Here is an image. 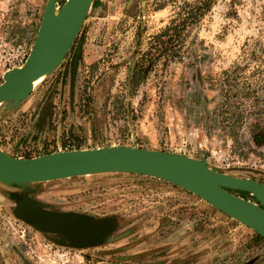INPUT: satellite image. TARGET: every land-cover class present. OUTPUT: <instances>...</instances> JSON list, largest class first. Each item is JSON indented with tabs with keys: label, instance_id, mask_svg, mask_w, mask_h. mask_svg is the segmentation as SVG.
<instances>
[{
	"label": "rangeland",
	"instance_id": "374dc122",
	"mask_svg": "<svg viewBox=\"0 0 264 264\" xmlns=\"http://www.w3.org/2000/svg\"><path fill=\"white\" fill-rule=\"evenodd\" d=\"M45 1L0 0V49L32 44ZM194 1L93 0L60 64L18 106L0 105V149L31 157L129 145L264 182V0H213L174 56L155 55L133 83L151 36ZM31 185L58 210L114 215L121 227L98 246L58 245L13 215L8 192L23 186L0 182V264H264V238L169 181L103 172Z\"/></svg>",
	"mask_w": 264,
	"mask_h": 264
},
{
	"label": "water",
	"instance_id": "95a60500",
	"mask_svg": "<svg viewBox=\"0 0 264 264\" xmlns=\"http://www.w3.org/2000/svg\"><path fill=\"white\" fill-rule=\"evenodd\" d=\"M93 0H46L28 55L19 67L7 69L0 82V105L12 109L28 97L34 82L49 75L63 60ZM103 172L157 177L201 197L264 238V182L234 176L210 167L206 159L129 145L56 150L31 157L0 149V182L23 186L9 191L13 215L54 243L87 248L107 243L119 223L114 215L95 216L58 210L33 196L32 183ZM231 190L250 193L254 200ZM125 231L115 238H119Z\"/></svg>",
	"mask_w": 264,
	"mask_h": 264
},
{
	"label": "trees",
	"instance_id": "16d2710c",
	"mask_svg": "<svg viewBox=\"0 0 264 264\" xmlns=\"http://www.w3.org/2000/svg\"><path fill=\"white\" fill-rule=\"evenodd\" d=\"M213 0H196L192 2H184V4L178 7L173 18L170 19L169 23L162 28L159 32L155 33L150 38V49L145 52L142 57L143 60L135 63L134 71L132 74V79L134 85H136L141 76L140 69L146 68L152 63L153 57H160L161 55H166L167 58L174 56L170 53L174 49V44L176 41H182L184 32L190 24L197 21L203 11L209 8ZM63 3V2H62ZM144 61H147L145 63ZM264 156V155H263ZM233 192H238L240 196L245 197L250 194L246 191L241 190H231ZM241 193V194H240ZM238 195V194H237ZM254 199V197L252 196ZM261 238V235L257 234Z\"/></svg>",
	"mask_w": 264,
	"mask_h": 264
},
{
	"label": "built area",
	"instance_id": "2783aa9c",
	"mask_svg": "<svg viewBox=\"0 0 264 264\" xmlns=\"http://www.w3.org/2000/svg\"><path fill=\"white\" fill-rule=\"evenodd\" d=\"M30 47V43L26 41L5 42L4 47L0 49V68L2 72L22 65Z\"/></svg>",
	"mask_w": 264,
	"mask_h": 264
},
{
	"label": "flooded vegetation",
	"instance_id": "af4514ba",
	"mask_svg": "<svg viewBox=\"0 0 264 264\" xmlns=\"http://www.w3.org/2000/svg\"><path fill=\"white\" fill-rule=\"evenodd\" d=\"M16 190H20V189H16ZM34 195H35V194H33V196H34ZM52 208H54V207L52 206ZM54 209H56V208H54ZM72 211H75V210H72ZM81 212H82V211H81ZM116 218H117V217H116ZM117 221H118L119 225H118V227L116 228V230L113 231V232L109 235V237H112V236L114 235V233L120 229V227H121V222H120V220H119L118 218H117ZM167 221H168L167 218H163V219L161 220V223H166ZM190 260H191V257H187V258H182V259H179V260L174 261V262H172V263H166V264H185V263H187V262L190 261Z\"/></svg>",
	"mask_w": 264,
	"mask_h": 264
},
{
	"label": "bare ground",
	"instance_id": "6f19581e",
	"mask_svg": "<svg viewBox=\"0 0 264 264\" xmlns=\"http://www.w3.org/2000/svg\"><path fill=\"white\" fill-rule=\"evenodd\" d=\"M43 78H44V76L39 77V78L34 82V84L37 83V82H39V81L42 80Z\"/></svg>",
	"mask_w": 264,
	"mask_h": 264
}]
</instances>
